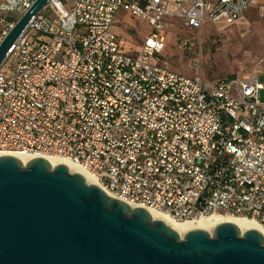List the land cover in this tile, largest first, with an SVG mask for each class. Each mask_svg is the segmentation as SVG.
<instances>
[{
  "label": "built area",
  "instance_id": "1",
  "mask_svg": "<svg viewBox=\"0 0 264 264\" xmlns=\"http://www.w3.org/2000/svg\"><path fill=\"white\" fill-rule=\"evenodd\" d=\"M249 11L264 19V0H51L0 65V156L64 159L129 206L242 217L264 236L262 60L207 82L158 58L168 19L198 31ZM119 12L150 30L131 55L112 31Z\"/></svg>",
  "mask_w": 264,
  "mask_h": 264
},
{
  "label": "water",
  "instance_id": "2",
  "mask_svg": "<svg viewBox=\"0 0 264 264\" xmlns=\"http://www.w3.org/2000/svg\"><path fill=\"white\" fill-rule=\"evenodd\" d=\"M51 0H33L0 41V65ZM43 157L0 156V264H264V236L231 223L180 237L162 216L106 195Z\"/></svg>",
  "mask_w": 264,
  "mask_h": 264
},
{
  "label": "rangeland",
  "instance_id": "3",
  "mask_svg": "<svg viewBox=\"0 0 264 264\" xmlns=\"http://www.w3.org/2000/svg\"><path fill=\"white\" fill-rule=\"evenodd\" d=\"M23 12L20 8L9 13L0 12V37L3 38V33ZM9 20L14 22L10 24ZM168 22L169 26L164 28V38L168 43L158 58L172 71L184 77L200 76L203 81L216 82L242 75L254 62L262 60L260 80L264 82V19L259 18L255 11L248 12L234 24L208 22L198 31L183 27L175 19H168ZM118 28L119 31L116 27L112 31L118 32L127 55L137 52L150 31L138 20L130 21L126 26L118 25ZM181 42L187 44L185 51L179 48ZM260 101L264 102V92L260 93Z\"/></svg>",
  "mask_w": 264,
  "mask_h": 264
},
{
  "label": "bare ground",
  "instance_id": "4",
  "mask_svg": "<svg viewBox=\"0 0 264 264\" xmlns=\"http://www.w3.org/2000/svg\"><path fill=\"white\" fill-rule=\"evenodd\" d=\"M18 158L22 163L26 162V159L24 157H16ZM43 158L51 165L54 166L56 164H62L64 165L69 173L71 171H80L81 174H83L86 178L85 183L86 184H93L96 185L92 175L87 172L86 170H84L83 168H81L80 166L64 160V159H60V158H55V157H50V156H43ZM150 211L152 218L154 219V217L156 216H162L167 224L168 227L170 229H173L180 237L183 236L184 232L187 229L190 228H202L207 230L208 232H211L212 229L219 223H231L232 225H234L241 233L243 232V230H245L246 228L249 227H253L258 229V227L250 220L242 218V217H233V216H228V215H212V216H208L205 218H200V219H195V220H191V221H186V222H178L173 220L171 217H169L166 214L163 213H159L156 212L154 210L151 209H147ZM259 230V229H258Z\"/></svg>",
  "mask_w": 264,
  "mask_h": 264
},
{
  "label": "crops",
  "instance_id": "5",
  "mask_svg": "<svg viewBox=\"0 0 264 264\" xmlns=\"http://www.w3.org/2000/svg\"><path fill=\"white\" fill-rule=\"evenodd\" d=\"M3 0H0V3L2 2ZM249 12H251V11H249ZM248 13V12H247ZM130 21H134V20H132L129 16H127V14H125L124 12H119L117 15H116V17H115V20H114V22H113V25H112V28L114 27H116L118 30H116V31H119V28H118V25H121V24H123V26H126L127 24L129 25V23H130ZM116 31H113V33L114 34H118V32H116ZM119 38H120V40H121V43H122V47H123V49L125 50V48H124V42H123V40L121 39V37L119 36V35H117ZM138 51V50H137Z\"/></svg>",
  "mask_w": 264,
  "mask_h": 264
},
{
  "label": "trees",
  "instance_id": "6",
  "mask_svg": "<svg viewBox=\"0 0 264 264\" xmlns=\"http://www.w3.org/2000/svg\"><path fill=\"white\" fill-rule=\"evenodd\" d=\"M10 24L13 23L14 21L13 20H9Z\"/></svg>",
  "mask_w": 264,
  "mask_h": 264
}]
</instances>
